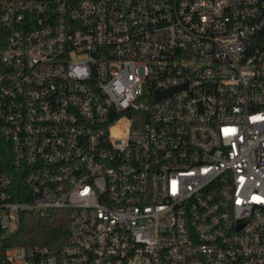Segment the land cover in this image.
I'll return each mask as SVG.
<instances>
[{
	"label": "built area",
	"instance_id": "2783aa9c",
	"mask_svg": "<svg viewBox=\"0 0 264 264\" xmlns=\"http://www.w3.org/2000/svg\"><path fill=\"white\" fill-rule=\"evenodd\" d=\"M0 264H264V0H0Z\"/></svg>",
	"mask_w": 264,
	"mask_h": 264
},
{
	"label": "trees",
	"instance_id": "16d2710c",
	"mask_svg": "<svg viewBox=\"0 0 264 264\" xmlns=\"http://www.w3.org/2000/svg\"><path fill=\"white\" fill-rule=\"evenodd\" d=\"M67 219L62 210H52L40 216L25 211L20 215L17 230L3 241L1 248L58 245L66 239Z\"/></svg>",
	"mask_w": 264,
	"mask_h": 264
}]
</instances>
